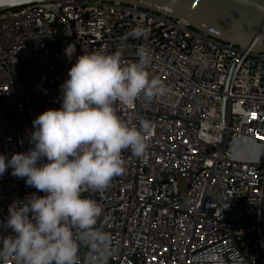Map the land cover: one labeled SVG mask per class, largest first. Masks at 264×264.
Wrapping results in <instances>:
<instances>
[{"label":"built area","instance_id":"obj_1","mask_svg":"<svg viewBox=\"0 0 264 264\" xmlns=\"http://www.w3.org/2000/svg\"><path fill=\"white\" fill-rule=\"evenodd\" d=\"M141 49L152 55L149 77L169 92L114 107L130 125L151 122L145 154L123 150L124 173L82 192L103 208L96 227L111 235L107 264H264V56L182 20L122 0L0 9V155L33 147L32 121L60 109L78 55L119 51L136 62ZM11 173L0 175L3 224L14 201L44 195Z\"/></svg>","mask_w":264,"mask_h":264},{"label":"clouds","instance_id":"obj_2","mask_svg":"<svg viewBox=\"0 0 264 264\" xmlns=\"http://www.w3.org/2000/svg\"><path fill=\"white\" fill-rule=\"evenodd\" d=\"M143 34L141 28L130 33ZM75 52L74 44L64 49L69 60ZM137 55L136 62H125L119 51L78 55L60 86V109L32 121L33 147L10 159L0 155V175L11 168L14 177L44 193L9 206L5 224L14 235L0 236V264H107L111 235L96 227L103 208L82 192L106 190L124 173L123 150L145 154L151 122L126 123L115 103L131 107L142 98L151 104L169 92L161 79L149 77L150 51ZM82 248L88 249L83 258Z\"/></svg>","mask_w":264,"mask_h":264},{"label":"water","instance_id":"obj_3","mask_svg":"<svg viewBox=\"0 0 264 264\" xmlns=\"http://www.w3.org/2000/svg\"><path fill=\"white\" fill-rule=\"evenodd\" d=\"M45 0H0V9ZM88 5L92 0H79ZM162 12L191 28L264 56V0H122ZM5 224L0 222V236Z\"/></svg>","mask_w":264,"mask_h":264},{"label":"rangeland","instance_id":"obj_4","mask_svg":"<svg viewBox=\"0 0 264 264\" xmlns=\"http://www.w3.org/2000/svg\"><path fill=\"white\" fill-rule=\"evenodd\" d=\"M179 189H180V191L183 190V184H180V185H179Z\"/></svg>","mask_w":264,"mask_h":264}]
</instances>
